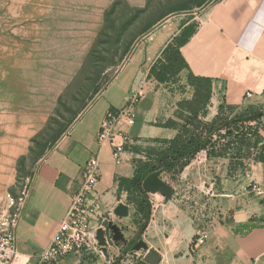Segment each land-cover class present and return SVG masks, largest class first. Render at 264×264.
Instances as JSON below:
<instances>
[{"label": "crops", "instance_id": "0c3cea01", "mask_svg": "<svg viewBox=\"0 0 264 264\" xmlns=\"http://www.w3.org/2000/svg\"><path fill=\"white\" fill-rule=\"evenodd\" d=\"M189 23L170 16L138 36L110 81L41 159L16 228L17 253L11 264H41L39 253L49 245L70 208L81 184V169L91 154L99 160L94 198L100 208L113 211L120 201L125 202L127 192L120 180L133 176L136 160L145 159L144 151L161 146L177 133L166 122H180L175 114L178 102L192 98L188 73L211 79V96L199 116L204 121L217 115L220 104L234 108L264 105V0H216L201 12L199 24L179 48L187 66L178 73L185 85L178 91L174 84L166 86L148 77V72L163 48ZM134 90L142 93L134 123L116 118L109 136L98 143L106 112L117 113ZM246 92H252L249 99L244 98ZM114 144L121 146L117 158ZM209 164L202 151L182 170L183 175L199 176L202 187L212 190L220 185L226 191V217L209 229L205 242L189 250L193 228L186 217L170 209L171 204L153 211L142 239L161 255L159 264H264V162L256 161L233 177L222 175L218 183ZM119 219L130 224L129 214ZM128 240L123 248L109 246V258L72 252L46 264H113L115 260L116 264H148L140 258L142 252L130 251L135 239Z\"/></svg>", "mask_w": 264, "mask_h": 264}, {"label": "rangeland", "instance_id": "374dc122", "mask_svg": "<svg viewBox=\"0 0 264 264\" xmlns=\"http://www.w3.org/2000/svg\"><path fill=\"white\" fill-rule=\"evenodd\" d=\"M214 1L195 7L188 0H0V206L6 194L18 197L32 183L41 159L110 81L138 36L170 16L197 26ZM178 79L165 85L183 91ZM263 107L223 110L218 120ZM249 118L244 125L256 128L264 141V116ZM257 152L252 147L233 160L235 175L258 161ZM214 160L232 162L230 154ZM162 178L174 193L167 201L147 194L150 215L171 204L186 217L193 228L191 251L198 236L206 240L209 229L225 219L226 191L220 185L212 190L200 186L196 174L180 172L176 181L169 174ZM125 202L130 224L102 208L98 217L112 220L134 241L143 218L134 202Z\"/></svg>", "mask_w": 264, "mask_h": 264}, {"label": "trees", "instance_id": "16d2710c", "mask_svg": "<svg viewBox=\"0 0 264 264\" xmlns=\"http://www.w3.org/2000/svg\"><path fill=\"white\" fill-rule=\"evenodd\" d=\"M188 1L191 6L201 7L207 0ZM194 30L195 26L191 23L180 30L179 34L163 48L160 57L151 65L148 77L166 84L186 68L187 65L179 48L189 39ZM187 83L192 88L193 95L191 99H182L178 102L175 114L180 122L174 120L166 122L167 125L177 128L176 135L164 141L161 146L150 147L144 151L145 159L136 160L133 176L120 180V186L127 192L128 200L135 203L136 213L143 218L140 229L146 227L151 213L148 195L141 188V181L150 172L160 169L161 177L169 174V177L176 181L178 173L182 172L184 167L202 151L206 153V160L210 162L209 168L212 169L210 174L216 181H219L222 175L235 176V166L238 163L233 160L249 154L252 147L258 149V161L264 162L262 137L256 128L244 125L247 117L253 116L251 120L259 121L264 116V107L249 114H238L228 119L218 120L219 112L231 111L234 108L220 104L217 115L210 121H204L199 116L205 112L211 96V79L188 73ZM221 130H224L223 135L220 134ZM220 138L226 141L221 142ZM228 154L232 161L228 164L226 162L220 164L222 160H214L224 159ZM116 263L117 260L113 262V264Z\"/></svg>", "mask_w": 264, "mask_h": 264}, {"label": "built area", "instance_id": "2783aa9c", "mask_svg": "<svg viewBox=\"0 0 264 264\" xmlns=\"http://www.w3.org/2000/svg\"><path fill=\"white\" fill-rule=\"evenodd\" d=\"M141 90L132 91L125 105L116 113L108 110L97 134V142L102 143L109 136L110 125L118 117H124L128 124L134 123L136 105L141 97ZM252 92H246L249 99ZM121 146L113 145V154L117 158ZM100 178V166L97 154H91L81 169V184L72 195L70 208L60 222L49 245L39 253L41 264L56 262L69 253L88 252L102 254L96 239V230L105 228L108 219L98 212L100 206L94 198V186ZM31 184L18 197L6 194L0 206V264H11L16 256V228L22 210L29 197ZM264 200V196H263ZM107 248L111 246L110 235L105 236ZM196 245L205 241V236L196 238ZM142 256H140L141 258Z\"/></svg>", "mask_w": 264, "mask_h": 264}, {"label": "water", "instance_id": "95a60500", "mask_svg": "<svg viewBox=\"0 0 264 264\" xmlns=\"http://www.w3.org/2000/svg\"><path fill=\"white\" fill-rule=\"evenodd\" d=\"M251 116L249 119H251ZM162 171L160 169L154 170L147 174L141 181V188L146 194H159L164 201H167L171 198L174 193V188L168 184L162 177ZM113 214L117 217H126L129 214V208L127 204L118 203L113 208ZM144 229H140L135 234V242L130 247L131 252H142V260L148 264H159L161 260V255L154 249L149 248L147 243L142 239V233ZM110 235L111 244L114 246L121 245L123 248L128 242V238L125 237L122 229L114 223L112 220H109L106 223L105 228H98L96 230V239L98 245L101 247V252L105 258H109V252L107 248V243L105 240L106 235Z\"/></svg>", "mask_w": 264, "mask_h": 264}]
</instances>
